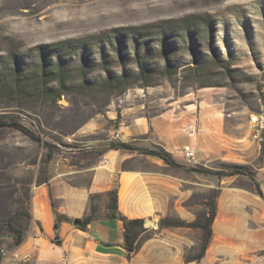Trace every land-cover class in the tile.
Listing matches in <instances>:
<instances>
[{"label":"rangeland","instance_id":"1","mask_svg":"<svg viewBox=\"0 0 264 264\" xmlns=\"http://www.w3.org/2000/svg\"><path fill=\"white\" fill-rule=\"evenodd\" d=\"M208 20L214 24L213 35ZM162 21L173 23L176 36L172 40L163 38L165 43H145L150 44L155 56L170 43L175 50L172 57L187 63L197 55L209 61L208 71L199 79L191 71H180L150 87L134 83L135 76L109 81L122 74V61L115 51L117 45L107 42L110 36H96L115 28ZM185 26L196 35H189ZM80 39L89 45L70 51L67 42ZM101 40H105L104 45ZM41 52L54 63H61L69 74L64 95L56 99L52 94L40 93L22 103L0 96V116L25 118L63 147L96 153L102 148L94 144L105 147L135 119L171 111L185 118L210 116L215 135L219 125L220 135L236 138L248 134L257 138L261 148L264 0H0V71L10 63V56L17 54L26 72H32L41 60ZM214 55L240 71L236 79L225 77L223 70L210 62ZM155 63L162 65L163 60ZM129 67L135 70L133 63ZM85 78L91 87H81ZM49 86L58 89L56 83ZM68 139L71 141L65 143ZM263 161L260 154L256 163ZM228 164L232 163L214 160L212 167L225 171ZM217 179L220 177L214 175V181ZM150 224L131 258L118 248L85 257L72 256L69 250L57 247L38 254H21L16 251L18 247L11 248V240L5 235L2 264H264L261 252L237 261L186 263V257L198 252L199 244L190 243L184 235L191 232L194 237L196 229L171 227L155 233L159 227L153 229Z\"/></svg>","mask_w":264,"mask_h":264},{"label":"crops","instance_id":"2","mask_svg":"<svg viewBox=\"0 0 264 264\" xmlns=\"http://www.w3.org/2000/svg\"><path fill=\"white\" fill-rule=\"evenodd\" d=\"M21 122L29 125L31 121L22 118ZM215 128L217 135L210 116L185 118L170 111L149 119L137 118L120 130L119 140L148 149L161 146L173 155L178 166L137 151L106 149L86 154L77 147H63L39 130L46 141L59 148L45 165L46 149L42 144L2 128L0 217L11 215L25 203L31 216L24 241L16 251L38 254L57 247L69 250L72 256L85 257L122 249V223L110 220L107 209L109 192L118 183L120 213L129 219H145L153 229L164 218L197 220L206 211L207 197L217 189L213 236L202 261H237L264 252V200L256 193L253 181L246 175L214 181L212 174L190 170H213L214 160L245 165L251 168L264 193V161L256 163L261 154L257 138L248 134L221 136L220 126ZM185 146L194 149V160L186 158L182 151ZM93 147L104 148L97 144ZM92 195L97 205L93 219L85 230L78 229L74 220L91 213ZM52 202L58 213L70 219L60 223L59 243L53 241L56 217ZM202 234L196 229L194 237L191 232L184 236L190 243L200 244Z\"/></svg>","mask_w":264,"mask_h":264},{"label":"trees","instance_id":"3","mask_svg":"<svg viewBox=\"0 0 264 264\" xmlns=\"http://www.w3.org/2000/svg\"><path fill=\"white\" fill-rule=\"evenodd\" d=\"M207 23L209 24L213 35L214 24L209 20ZM184 29L188 31L189 35L193 37L196 35V32H193L190 26H185ZM102 36H110L111 38L108 37L107 42L115 47L117 45L115 51L118 53V57H120L123 65L122 74L118 78L110 77L109 81L119 82L126 78L135 76L136 82L134 83L140 82L143 87H150L156 85L161 78L171 79L180 71L181 73L191 71L192 74L198 77V79L208 71L207 64L209 61L207 59H202L197 55L193 56L192 60L187 63L172 57L175 50L173 45L170 43L164 45L159 56H155L156 53L151 49L150 44H145L148 43V41L165 43L164 40H162L163 38L165 40H172L176 36V30L173 23L170 21H162L141 26L115 28L111 29L104 35L96 36V38H100ZM85 41L86 40L80 39L67 42L69 43V45L67 44L68 49L71 51L74 49L76 50L77 48L87 47L89 43ZM101 43L104 45L105 40H101ZM131 44H133V48H130ZM144 45H146L145 48ZM48 49H51V47ZM43 52H41L42 57L40 62L35 65V69L32 72H26L21 59L17 54H12L10 56V63L8 62L6 68L3 71H0V96L11 101L18 100L22 103L24 100H31L35 98L40 95V93L45 95L52 94L56 97V99H60L64 95V92L68 87L70 76L66 70L62 68L63 65L61 63H54L50 58H47ZM103 52L105 53L104 49ZM158 60H163V64L160 65L155 63V61ZM210 62L216 67L221 68L225 77L230 79H236L238 73H240V71L233 68L227 60H224L217 55H214ZM129 63L134 64L135 73L132 68L129 67ZM87 73L88 72L84 74V77H87ZM54 83L57 84V90H54L53 87L49 86ZM81 87H91L87 78L82 81ZM2 128L13 129L20 132L23 136L29 138L30 140L42 144L46 149L44 157L45 165L52 161L55 153L59 150L58 146L44 139L32 122L27 125L22 123L21 119L2 115L0 116V130ZM106 149L137 151L140 154L161 158L169 165L178 166L173 155L161 146H154V148L148 149L140 147L134 142L114 140L110 141L104 148L96 153H101ZM261 158L264 159V139L261 144ZM190 170L196 172H206L220 178L246 175L253 181L256 193L264 200V193L261 190L260 184L256 181L251 168L248 166L228 164L227 170L225 171L214 169L201 170L199 168H191ZM118 190L119 185L118 183H115L114 187L109 192V202L107 205L108 218L122 223L124 229V240L119 246L126 251L128 258H131L138 252L140 239L143 234L148 231V229L145 227V219H129L120 213L118 208ZM218 195L219 191L215 190L207 197L208 202H206V206L208 209L204 211L197 220L187 222L177 218H164L160 220L158 230H155V233L161 229L171 227L202 230L203 234L198 252L193 256L186 257V263H200L206 255L213 236L212 225L217 215L216 201ZM95 198L96 196L92 195L91 213L82 219V225L77 226L78 229L85 230L86 225L92 221L94 213L97 209ZM52 206L56 217V223L54 226L56 236L53 241L55 243H59L60 237L58 233L60 223L70 221V219L58 213L53 202ZM30 219V213L26 208H24L23 204L20 205L18 209L13 211L11 215L0 217V264H2L4 260L1 247L5 235L11 240V248L19 247L24 241ZM107 245L112 246L113 244ZM263 253L264 252H261V254Z\"/></svg>","mask_w":264,"mask_h":264},{"label":"built area","instance_id":"4","mask_svg":"<svg viewBox=\"0 0 264 264\" xmlns=\"http://www.w3.org/2000/svg\"><path fill=\"white\" fill-rule=\"evenodd\" d=\"M115 139L116 140H119L120 139V134L119 133H117L115 135ZM183 153L185 154V156H186V158L188 160H194L195 152H194V149L191 146H185L184 149H183ZM4 256H5V254H3V257ZM14 257H17V255H14Z\"/></svg>","mask_w":264,"mask_h":264},{"label":"water","instance_id":"5","mask_svg":"<svg viewBox=\"0 0 264 264\" xmlns=\"http://www.w3.org/2000/svg\"><path fill=\"white\" fill-rule=\"evenodd\" d=\"M146 224L148 225L149 222L147 221ZM74 225L75 226H81L82 225V219H75L74 220Z\"/></svg>","mask_w":264,"mask_h":264}]
</instances>
